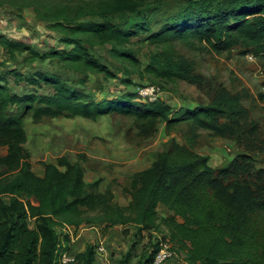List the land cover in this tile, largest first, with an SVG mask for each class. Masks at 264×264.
I'll return each instance as SVG.
<instances>
[{
  "label": "trees",
  "instance_id": "trees-1",
  "mask_svg": "<svg viewBox=\"0 0 264 264\" xmlns=\"http://www.w3.org/2000/svg\"><path fill=\"white\" fill-rule=\"evenodd\" d=\"M3 5L19 14L33 8L64 45L43 53L0 34V44L12 58L26 53L29 62L57 59L62 67L86 79L99 74L116 77L115 67L127 74L122 79L126 85L133 84L130 76L134 73L160 80L161 86L170 79L194 84L204 80L193 61L160 51L147 54L148 63L142 68L131 37L138 30L151 32L143 12L146 0H0ZM148 38L152 43L200 41L222 49L240 44L264 54V0H186ZM99 45L109 46L111 61L96 56L94 49ZM11 73L32 86L49 87L45 92L19 93L0 74V145L7 146L0 156V166L5 167L0 172V264H100L94 242L64 261L72 249L69 227L86 222L107 227L135 225L134 242L117 264H152L159 233L170 238L177 254L184 253L187 264H264V243L259 250L252 244L257 234L252 218L264 215V169L254 166L250 154H237L217 169L195 150L196 138L184 145L173 144L159 152L150 166L132 175L124 189L130 203L123 206L115 200L112 186L100 190L101 180L87 181L81 163L66 156L45 162L43 174L37 173L26 147L28 113L35 120L57 116L97 120L118 110L151 129L160 121L168 127L189 121L192 131L204 127L225 134L229 126L228 133L239 134L244 112L241 92H218L209 104L172 116V106L161 98L143 101L137 92L127 91L96 100L54 71ZM221 118L227 121L220 122ZM161 204L169 210L162 219L167 232L160 229ZM144 231L154 234V240L134 262L133 249L146 238Z\"/></svg>",
  "mask_w": 264,
  "mask_h": 264
},
{
  "label": "rangeland",
  "instance_id": "rangeland-1",
  "mask_svg": "<svg viewBox=\"0 0 264 264\" xmlns=\"http://www.w3.org/2000/svg\"><path fill=\"white\" fill-rule=\"evenodd\" d=\"M186 0H146L144 14L148 17L151 32L158 30L166 17ZM149 31L138 30L131 37V46L137 50V57L142 61V68L148 63L147 54L160 51L174 59L187 58L194 62L196 71L203 76L202 83L194 84L180 79L152 81L142 78L139 74H131L133 84L126 85L122 79L127 76L123 70L117 72L116 77H103L102 74L90 76L65 69L57 59L29 62L25 60L26 53L12 58L4 56L0 64V74L11 83L13 91L23 93L28 90H42L48 85L32 86L25 80L17 79L13 70L30 73L37 69L54 71L67 78L75 85L93 95L96 100L111 99L123 95L127 91L137 92L140 100L164 99L172 106V116L183 115L186 109H193L199 105H207L213 97L222 91L243 94V116L240 118L242 132L231 135L229 126L224 128L225 134H216L208 128L191 130L189 121H181L168 127L166 122L160 121L156 129L141 127L140 122L130 114L113 110L100 116L97 120L84 117H44L35 120L29 113L25 116V128L28 135L26 147L31 153L33 169L44 172V163L56 161L61 156L79 161L83 167L87 181L100 179V190L104 191L109 185L115 194V200L127 206L130 195L124 190L130 185L132 175L148 166L156 155L170 149L173 144L184 145L187 140L196 138L195 150L206 155L209 164L217 169L227 165L237 154H250L257 169H264V54L243 45H235L229 49L216 48L206 42L194 43L169 39L152 43ZM0 34L13 40H20L30 44L43 53L50 47H63L59 41V34L47 27V23L40 20L33 8H25L19 12L9 5L0 6ZM108 45H99L94 49L96 56L102 61H111ZM154 85V94L143 95L139 90L143 86ZM46 89V90H45ZM44 90V91H43ZM138 98V99H139ZM15 111V109H12ZM227 121L221 118L220 122ZM254 129V130H253ZM253 130V131H252ZM237 132V131H236ZM6 152V147L0 145V156ZM5 168L0 167V172ZM8 198L7 196H5ZM33 202L37 203V201ZM161 230L167 232L162 219L169 214L165 205L158 206ZM33 222V221H32ZM78 227L72 242L73 250L85 248L89 242H96L91 225L100 228V236L106 252L98 256L100 264H117L121 256L134 242L132 223L105 226L91 224ZM32 226L33 223H30ZM252 226L257 234L252 244L260 249L264 243V215L258 213L252 218ZM72 228V227H71ZM71 231V229H70ZM146 238L141 239L133 249V261L148 244H152L154 234L144 231ZM152 238V239H150ZM146 250V249H145ZM163 264H187L184 253Z\"/></svg>",
  "mask_w": 264,
  "mask_h": 264
},
{
  "label": "built area",
  "instance_id": "built-area-1",
  "mask_svg": "<svg viewBox=\"0 0 264 264\" xmlns=\"http://www.w3.org/2000/svg\"><path fill=\"white\" fill-rule=\"evenodd\" d=\"M156 91V87L154 85H147L143 86L140 90L139 93L143 95H149V94H154ZM158 241V250L155 253L154 260L152 264H163L174 257H176L178 254L173 248V244L170 240V238L167 235H163L161 233L158 234L157 237ZM95 243V249L97 251V256L102 255L103 253L106 252L105 246L103 244V238L99 237L98 240ZM74 254H70L67 252L64 255V261H68L72 259Z\"/></svg>",
  "mask_w": 264,
  "mask_h": 264
},
{
  "label": "crops",
  "instance_id": "crops-1",
  "mask_svg": "<svg viewBox=\"0 0 264 264\" xmlns=\"http://www.w3.org/2000/svg\"><path fill=\"white\" fill-rule=\"evenodd\" d=\"M2 50H4L3 48H2ZM7 55V52L5 51L4 53L2 52V55ZM3 58H4V56H2V57H0V64H1V60H3ZM4 147H6V152H7V146H4ZM5 152V153H6ZM4 153V154H5ZM3 154V155H4ZM57 161V160H56ZM73 161V160H72ZM49 162H55V161H49ZM74 162V161H73ZM0 167H2V168H5L4 166H0ZM85 176V175H84ZM85 179H86V177H85ZM87 180V179H86ZM92 181H94V180H92ZM92 181H90V182H92ZM34 201H37L35 198H32ZM38 202V201H37ZM84 225H87V223H83V224H81V226H84ZM72 227V228H71ZM69 229H71V231H72V233H73V239L75 238V236H76V234H75V231L74 230H76L77 228H75L74 226H70L69 227ZM89 229H91V230H93V235L94 234H96L95 235V239H98L99 237H101L100 236V228L99 227H95L94 225H91L90 227H89ZM77 237V239L79 238V235H77L76 236ZM72 242H73V240H72ZM94 242V241H93ZM72 248H73V246H72ZM84 249V248H83ZM83 249H81V250H83ZM81 250H73V249H71L70 251H69V253L70 254H74V253H76V252H78V251H81Z\"/></svg>",
  "mask_w": 264,
  "mask_h": 264
}]
</instances>
